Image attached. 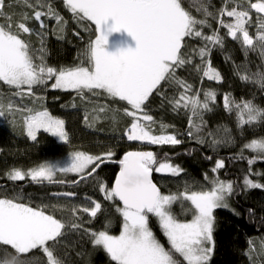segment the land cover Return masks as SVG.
<instances>
[{"label":"snow or ice","instance_id":"6c2138e0","mask_svg":"<svg viewBox=\"0 0 264 264\" xmlns=\"http://www.w3.org/2000/svg\"><path fill=\"white\" fill-rule=\"evenodd\" d=\"M19 2L33 11L31 16L22 14L14 26L11 15L2 11L5 0H0V16L7 21L0 23V83L14 89V97H31L34 101L39 100L41 105L44 98L37 97L34 88L47 86L49 81H54L52 89L74 91L81 99H85L86 92L95 97L103 95L110 100L118 98L130 106V109H123V114L132 118L125 133L129 141L172 146L183 142L177 138V134L167 132L169 127L174 126L163 122L159 124L160 134H154L157 122L145 110L146 102L154 92L162 94V82L180 89L169 103L173 111L185 109L190 113L187 135L196 138L192 129L197 133L203 131L207 125L204 115L214 110L217 92L211 89L194 91L193 85L176 73L177 69L192 63L191 55L194 53L201 60V64L194 66L195 70L210 81L223 82L221 72L212 66L210 60L213 48L224 47L225 37L220 35L219 28L225 29L226 35L238 41L245 52H256L264 60V0H223L218 9L211 0H63V6L77 24L88 22L84 30L92 35L85 50L78 53V62L59 68L47 64L44 38L50 30L49 20L54 18L55 23L61 25L58 29H52L54 33H65L67 21L53 9L49 0ZM193 8L197 15L192 14ZM253 12L256 14L254 35L249 31L253 24ZM225 18L229 19L226 21ZM110 20L114 23L106 31ZM213 20L218 22V28L207 35L203 29L212 28ZM28 21H35L36 26L29 27ZM121 30H126L134 38L136 47L109 52L106 49L109 34ZM25 34L39 37L41 47L35 48L30 40L24 38ZM57 38L64 39V35H57ZM186 38H199L203 46L192 48ZM236 71L239 75L240 66ZM240 79L264 90V69L256 72L245 70ZM76 106L72 104L73 108ZM8 107L11 110L13 105L10 103ZM223 108L229 114H235L236 126L241 131L246 126L264 124V106L256 104L255 97L237 101L226 93L223 95ZM23 111L26 113L23 123L27 137L32 141L37 140L41 130L59 137L62 142L70 140L65 119L53 116L46 107L40 110L24 106ZM97 111L114 119V114L120 110L100 106ZM5 116L6 113L0 110V117ZM220 131L226 134L224 139L216 138V133L212 131L207 133V136L213 137L212 145L234 143L230 129L218 126L217 132ZM197 142L204 143L205 139L197 138ZM243 149L256 153L255 157L248 159L249 165L254 164L256 159H264V137L246 142L240 159H244ZM114 155L111 150L99 155L77 150L71 153L72 163L69 166L62 167L48 161L27 171L12 168L7 173L11 181H23L27 176L33 183L63 184L64 180L54 179L57 173H74L79 178L73 183L78 184L93 177L99 183L98 191L104 200L120 202L116 211L122 217V222L118 235L110 234V221L105 222L103 230L86 229L80 222L82 218L77 216L79 206L70 210V216L57 218L55 212L64 206L33 205L30 197H25L21 190L11 197L0 198V256L3 257L0 264H33L37 257L25 256L24 260L19 257L34 250L44 254L46 264H65L56 249L69 230H82L93 247L103 250L112 264H210L215 250L214 212L230 208L229 200L237 192V182L225 181L216 175L209 181L210 188L193 190L186 183L183 191L164 194L153 182V172L179 176L184 169L171 163L166 153L162 159H158L152 151H128L119 160V173L114 185L109 187L94 174L101 164L112 161ZM90 167L91 171H88ZM224 167V160L219 159L211 172L217 174ZM251 175L249 172L244 176L243 189H264V184L249 178ZM205 179H209L207 173ZM59 195L74 197L76 193ZM85 199L91 206L82 207V211L89 215L90 223L102 213V204L88 197ZM185 202H188L187 207ZM177 203L181 215H190V220L178 218L173 211V205ZM150 216L156 219L167 238L168 248L150 227ZM247 243L249 251L245 255L251 264H256L250 255L253 241L250 239ZM6 246H10L15 255L7 252ZM259 254L264 259V243L260 246Z\"/></svg>","mask_w":264,"mask_h":264},{"label":"trees","instance_id":"16d2710c","mask_svg":"<svg viewBox=\"0 0 264 264\" xmlns=\"http://www.w3.org/2000/svg\"><path fill=\"white\" fill-rule=\"evenodd\" d=\"M34 3V0H30ZM223 0H211L215 8H220ZM255 2V0H253ZM53 9L62 15L67 21L66 32H53L61 25L55 23V19L48 21L49 32L44 38V46L47 49V64L59 68L60 66H72L77 63L78 53L85 50L87 42L92 33L84 30L88 22L77 24L72 19V14L63 6V0H49ZM188 7L187 3L184 5ZM231 7V5H229ZM46 11L47 9H43ZM5 14L11 15V22L15 24L20 21L22 14L32 15V9L25 6L19 0H5V7L2 10ZM193 15H197L195 8ZM253 24L249 28L250 34H255L256 14L253 12ZM229 18H225L227 21ZM0 23H7L4 16H0ZM28 26H36L35 21H28ZM212 28H204L207 35H211L213 29L218 28V22L211 21ZM63 24V22H61ZM93 30H94V26ZM79 33V35H76ZM221 36L225 37L223 49L213 48L210 55L211 64L218 69L223 82L217 83L204 78L202 74L195 70V65L201 64L200 57L194 53L191 55L192 63L177 69V76L183 78L193 85L194 91L215 90L217 92L214 110L204 115L207 125L203 131L197 133L195 129L193 137H189L188 110L180 109L173 111L169 100L178 95L180 89L169 86L162 82L160 90L162 94L153 93L146 102V111L152 115L157 122L154 134L159 133V124L174 126L167 129L168 133L177 134V138L183 142L179 145H151L140 142H132L126 138V129L130 127L132 118L123 114V109L129 107L126 102L117 99H106L103 95L99 97L85 93V99H81L74 91H62L52 89L49 81L47 86L34 88L37 97H43V104L39 100L34 101L31 97H14V89L0 83V110L6 113L5 117H0V198L11 197L14 193L20 192L25 197H30L33 205L47 204L64 206L57 210V218L71 215V209L79 206L77 216L81 217L84 228L95 231L103 230L106 221H110V234L118 235L121 229L122 217L116 211V206L120 205L118 200L106 201L98 191L99 183L93 177H89L80 183H73L78 180V176L58 173L55 180H64L60 183L43 184L33 183L29 178L23 181H11L7 173L12 168H20L24 171L45 162L65 164L71 153L77 150L85 151L89 154H101L112 151L115 155L112 161L103 163L96 169L94 176H98L101 181L109 187L114 185L115 177L119 173V160L128 151H152L157 154L158 159H162L166 153L170 161L180 165L184 172L179 176L157 175L154 172V181L164 194L178 193L184 190L185 184L192 186L193 190L210 188V178L214 176L211 169L217 160L223 159L225 167L219 170L221 179L237 182L235 187L237 192L232 196L233 210L217 209L214 212L216 217L214 241L215 250L210 264H251L245 252L249 251L248 240L253 241V248L250 255L256 264H264L260 253V246L264 242V189H243V178L249 172V177L256 182L264 184V159H256L252 165L248 164V159L256 156L249 149H243L244 159L239 155L243 145L253 138L264 137V124L246 126L242 131L236 126L235 114H229L223 108V95L231 94L237 101L241 98L252 99L255 103L264 106V90L259 89L252 83H246L240 79L245 70L256 72L264 69V60L256 52H245L238 41H234L226 35V30L219 28ZM57 35H64V39H58ZM26 40H30L35 48H40V38L36 35H24ZM94 38V36L92 37ZM187 40V38H186ZM192 48L203 46V41L199 38L187 40ZM240 66L239 75L236 68ZM203 99V95L201 96ZM12 104L10 110L8 105ZM75 103L77 106L72 107ZM36 107L43 110L46 107L49 112L58 118L65 119L66 130L70 133V140L66 143H59L55 137L49 133L41 131L36 141L27 137L23 123V116L26 114L23 107ZM106 106L111 109H119L114 114V119L104 113L97 111L98 107ZM138 115H142L139 114ZM87 117V121L85 120ZM195 119V118H192ZM143 122V121H141ZM220 128L227 127L231 130L234 143L212 145L213 137L207 136L209 131L216 133V138L224 139L226 134L223 131L217 132ZM197 138H204V143L197 142ZM211 156L212 159H207ZM61 164V165H62ZM91 171V169L89 170ZM207 173L208 180L205 179ZM259 174V175H257ZM74 192V197L59 195L60 193ZM55 194V195H54ZM100 202L102 213L91 220L88 214L83 213L82 207H90L88 200ZM188 203L185 202V207ZM178 207H173L177 213ZM188 215L186 220H190ZM152 226L157 236L166 242L163 233L159 230L156 222L152 221ZM7 252L15 255L10 246ZM168 247V246H167ZM57 254L61 256L65 264H112L106 253L98 248H94L89 237L83 231L69 230L61 238V243L57 246ZM66 254V255H65ZM25 256H35L38 259L33 264H46V258L40 250L33 253L21 254L20 259ZM0 259H3L0 256Z\"/></svg>","mask_w":264,"mask_h":264},{"label":"rangeland","instance_id":"374dc122","mask_svg":"<svg viewBox=\"0 0 264 264\" xmlns=\"http://www.w3.org/2000/svg\"><path fill=\"white\" fill-rule=\"evenodd\" d=\"M114 22L113 21H109L108 22V25H106V31H107V28L108 27H110L112 24H113ZM129 47H132V48H135L136 47V41L134 40V38L126 31V30H121V31H119V32H112V33H110L109 34V36H108V44L106 45V49L109 51V52H112V53H116V52H119L120 50H127ZM63 91V90H62ZM69 91H71V90H69ZM41 131H43V130H41ZM40 131V132H41ZM40 132H38V134L40 133ZM38 134H37V136H38ZM51 135V134H50ZM53 136V135H52ZM53 137H55L56 139H57V141L59 142V143H66V142H62L60 139H59V137H56V136H53ZM132 142H138V141H132ZM140 143H145V144H148L147 142H140ZM63 162V161H62ZM62 162H60V163H58L60 166H69L71 163H72V158H71V156H69V158H67L66 159V163L65 164H62ZM171 162V161H170ZM171 163H173V162H171ZM62 164V165H61ZM174 165H175V163H173ZM91 169V167L88 169V171ZM155 172V171H154ZM58 174V173H57ZM68 174H70V175H74V176H78L77 174H74V173H68ZM155 174H157V175H168V176H172V175H170V174H166V173H156L155 172ZM216 175H218L219 176V178H220V175H219V173H217V174H214V176L213 177H211L210 178V180L211 179H214L215 178V176ZM57 176V175H56ZM27 177V176H26ZM27 178H29L30 179V177H27ZM55 178V177H54ZM221 179V178H220ZM222 180H225V179H222ZM225 181H227V180H225ZM188 203V202H187ZM229 204H230V208H228V209H230V210H233V206H232V197L230 198V200H229ZM173 207H178L179 209H178V211H177V216H178V218H180L181 220H186V218H187V216H183V215H181V208H180V205H179V203H177V204H174L173 205ZM223 209V208H222ZM152 221H154V222H156L157 223V221H156V219L154 218V217H151L150 216V218H149V225H150V227L152 228V230H153V232H154V234L157 236V234H156V231H155V229L153 228V226H152ZM158 224V223H157ZM159 230H160V228H159ZM161 231V230H160ZM162 232V231H161ZM164 236V235H163ZM165 237V236H164ZM157 238L159 239V237L157 236ZM165 239H166V242H163L162 240H160V242L162 243V244H164V246L166 247V248H168L169 247V245H168V242H167V238L165 237ZM264 243V242H263ZM168 246V247H167Z\"/></svg>","mask_w":264,"mask_h":264},{"label":"water","instance_id":"95a60500","mask_svg":"<svg viewBox=\"0 0 264 264\" xmlns=\"http://www.w3.org/2000/svg\"><path fill=\"white\" fill-rule=\"evenodd\" d=\"M152 179H153V182L155 183V181H154V172H153V176H152Z\"/></svg>","mask_w":264,"mask_h":264}]
</instances>
